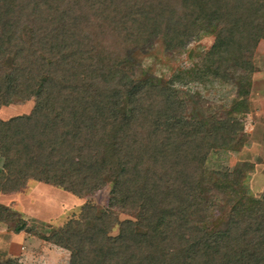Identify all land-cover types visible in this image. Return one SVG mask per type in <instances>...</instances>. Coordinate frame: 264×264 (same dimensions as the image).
Here are the masks:
<instances>
[{"label":"trees","instance_id":"1","mask_svg":"<svg viewBox=\"0 0 264 264\" xmlns=\"http://www.w3.org/2000/svg\"><path fill=\"white\" fill-rule=\"evenodd\" d=\"M209 34L190 77L229 83L264 38V0H0V106L35 103L0 119V194L30 181L79 198L110 187L106 206L86 202L44 237L71 253L69 264H264V199L244 176L207 165L240 149L243 124L190 115L198 94L176 87L184 73L164 80L128 65L157 39L171 53ZM239 92L236 113L250 87ZM211 190L230 206L216 222ZM18 214L0 204L1 220Z\"/></svg>","mask_w":264,"mask_h":264},{"label":"rangeland","instance_id":"2","mask_svg":"<svg viewBox=\"0 0 264 264\" xmlns=\"http://www.w3.org/2000/svg\"><path fill=\"white\" fill-rule=\"evenodd\" d=\"M214 42L213 34L202 35L192 40L187 47L169 53L165 50L162 40L157 39L146 48L133 51L128 65L137 75L148 73L151 76H162L164 80L171 79L177 73H184V76H187L186 82L177 83L176 87L191 96L198 94L195 96L196 101L190 100V115L210 121L212 117L222 119L229 113L233 114L244 127L240 149L212 153L208 168L212 171L226 168L237 177L244 176L243 186L250 195L264 199V38L260 41L246 71L238 68L230 70L233 76L231 82L198 83L190 77V72L198 65L201 66L204 53L211 49ZM0 62L3 65L2 61ZM245 86L250 87L246 97L247 111L236 113L232 111L233 103L242 99L239 97V91ZM200 104L205 114H196V111H202V107L200 110L194 109ZM34 105L32 100L26 103L17 102L8 107L0 106V119L8 120L16 115L29 114ZM1 165L0 158V168ZM109 192L110 187H107L95 195L79 198L58 186L30 181L19 193L0 194L6 197V204L1 202L2 205L19 213L13 219L7 216L2 220L0 218V264L9 260L20 264H69L71 253L47 242L44 237L62 228L71 219L77 218L86 202L95 203L101 208L106 206ZM210 201L212 221H217L214 216L220 217L218 219L225 218L230 210V206L225 204L226 196L211 190ZM119 218L123 221L130 217L120 213ZM21 223H25L26 228L15 232ZM212 241L215 244L220 243L217 238Z\"/></svg>","mask_w":264,"mask_h":264},{"label":"crops","instance_id":"3","mask_svg":"<svg viewBox=\"0 0 264 264\" xmlns=\"http://www.w3.org/2000/svg\"><path fill=\"white\" fill-rule=\"evenodd\" d=\"M4 198H6V197H4L3 195H0V204H2V203L6 204L5 201H4Z\"/></svg>","mask_w":264,"mask_h":264}]
</instances>
